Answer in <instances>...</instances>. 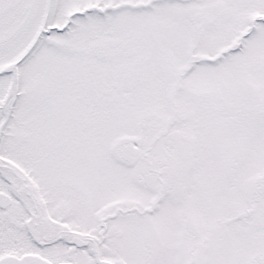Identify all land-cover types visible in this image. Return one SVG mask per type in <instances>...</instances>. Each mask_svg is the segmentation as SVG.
<instances>
[{"label": "snow or ice", "instance_id": "obj_1", "mask_svg": "<svg viewBox=\"0 0 264 264\" xmlns=\"http://www.w3.org/2000/svg\"><path fill=\"white\" fill-rule=\"evenodd\" d=\"M0 264H264V0H0Z\"/></svg>", "mask_w": 264, "mask_h": 264}]
</instances>
